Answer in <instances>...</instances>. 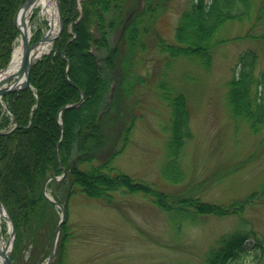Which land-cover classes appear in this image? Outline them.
Listing matches in <instances>:
<instances>
[{
  "label": "trees",
  "instance_id": "16d2710c",
  "mask_svg": "<svg viewBox=\"0 0 264 264\" xmlns=\"http://www.w3.org/2000/svg\"><path fill=\"white\" fill-rule=\"evenodd\" d=\"M23 1L0 0V68L7 64L17 38L13 17ZM165 1L144 0L142 6L128 9L127 0H81L79 10L77 0H60L62 15L67 16L62 33L52 49L32 65L30 86L1 98L0 201L15 227L10 254L14 264H20L18 259L25 247L37 244L43 226H47L46 234L51 240L58 210L44 196L42 186L50 175H60L62 168L67 170L65 176L47 185L59 202L79 190L91 197H108V192L124 188L153 196L158 206L172 214L240 216L252 198L264 197L263 183L248 199L229 204L188 195L170 199V194L151 184L115 171L114 157L127 144L132 127L129 125L135 116H125L123 101L133 99L144 81L136 72L138 50L143 47L144 35H158L154 22ZM249 5L250 0H189L174 27L175 40L167 42L158 37L157 47L170 57H187L208 69L214 47L226 40L217 39V32L229 21L240 20ZM40 36L38 30L32 41ZM256 65L254 51L241 52L236 62L237 74L229 80L225 96L232 118L246 124L250 132H259L264 125V70L257 72ZM80 91L84 101L77 108L61 112L60 127L59 110L78 101ZM161 97L170 108L167 162L162 172L175 181L182 149L193 133L183 94L162 92ZM109 132L113 136L110 142ZM247 223L241 220V227L235 232L217 239L207 254L208 264H238L249 254L245 242L250 237L256 241L255 248L264 252V242L256 237L253 228L246 227ZM65 229L62 225L51 264H63Z\"/></svg>",
  "mask_w": 264,
  "mask_h": 264
},
{
  "label": "rangeland",
  "instance_id": "374dc122",
  "mask_svg": "<svg viewBox=\"0 0 264 264\" xmlns=\"http://www.w3.org/2000/svg\"><path fill=\"white\" fill-rule=\"evenodd\" d=\"M143 1L127 0L126 6H142ZM188 1L166 0L154 22L158 35L142 37L136 72L144 81L133 99L123 101L125 116H135L129 125L128 142L114 157L113 167L170 194V199L188 195L229 204L248 199L264 183V125L259 132H250L246 124L232 118L225 97L229 80L237 74L241 52L254 51L256 71L264 70V0H250L240 20L229 21L217 32V39L226 40L214 47L208 69L187 57H170L157 47L158 37L167 42L175 40L174 27ZM30 20L32 35L47 30L48 22L37 10ZM162 92L183 94L193 133L182 149L175 181L162 172L167 162L170 116ZM110 134L109 142L113 139ZM108 193V197H91L79 190L67 198L63 264H208L211 247L218 238L241 227V220L247 221L246 227L253 228L264 242V197L248 201L240 216L188 217L161 208L153 196L141 191L119 188ZM1 226L6 241L4 221ZM46 232L47 226H43L37 244L25 247L20 264H43L51 244ZM255 242L253 237L246 240L249 254L238 264H264V252L255 248Z\"/></svg>",
  "mask_w": 264,
  "mask_h": 264
},
{
  "label": "water",
  "instance_id": "95a60500",
  "mask_svg": "<svg viewBox=\"0 0 264 264\" xmlns=\"http://www.w3.org/2000/svg\"><path fill=\"white\" fill-rule=\"evenodd\" d=\"M30 1L31 0H25L23 2V4L20 5V7L18 8V11L16 13V16L20 12V10H22L23 8H25L29 4ZM55 2H56V8L58 11V19H59V27H58V30H57L55 35L50 36L49 31L47 30L38 40L31 42V38L27 35V33L23 29L22 30L19 29V36L21 37V42H22L21 61H23V60L25 61L26 70L23 74V78H21V79L18 78L15 81L8 83L10 80V78H9L10 76H7L5 80H8V81L4 80L5 82H7L5 85H4L5 82L1 81V83H0V97L5 95L8 92L19 90L22 86L26 87L29 85V77H30V71H31L32 65L42 55V54L38 55V51H39L40 47H42L43 44H46L49 41L53 42L62 32L63 25H64V19L62 18V15H61L59 0H55ZM10 68H12V55H11L10 61L7 63V65L0 69V74L3 71L10 69ZM82 101H83V94H81V97L77 102L72 103V104H67L62 109L76 108L82 103ZM57 119H58V122L60 124V127H62V122L60 119V112L57 116ZM56 155H57V161L60 164L59 158H58V152H57V145H56ZM65 174H66V169H63V173L60 176L51 175L50 177H48L45 180V182L43 184V188H42L47 199L60 209V218H59V220L55 226V229H54V232L52 235L49 253H48L43 264H51L53 259H54L58 234H59L60 228H61V226H62V224L66 218L65 202L63 204H60L58 201H56L51 196H49L45 192L46 185H47L49 180L61 179ZM0 207H1V209L4 210V212H5L4 218L7 222V225H9L8 239L6 241V244L0 249V255L3 258V264H13L12 260L9 257V253H10V250H11L12 244H13V239H14V235H15V228H14L13 221L11 220L7 210L4 207H2L1 203H0Z\"/></svg>",
  "mask_w": 264,
  "mask_h": 264
},
{
  "label": "bare ground",
  "instance_id": "6f19581e",
  "mask_svg": "<svg viewBox=\"0 0 264 264\" xmlns=\"http://www.w3.org/2000/svg\"><path fill=\"white\" fill-rule=\"evenodd\" d=\"M36 10L38 11V13L40 15L45 16V18H46V20L48 22V28H47V30L49 31V35L50 36L55 35L56 32H57V30H58V27H59V19H58V11H57V8H56V5H55V0H31L29 2V4L25 8H23L22 10H20V12L18 13V15L16 16V13L18 11V9H17V11H16V13H15V15L13 17V23H14V26L16 27L17 31H18V35H17V39H16V41H15V43L13 45L14 48H12L13 49L12 54H10V58H11V55H12V68L3 71L0 74V83H1V81H4L7 76H10L9 77L10 80H9L8 83H10L12 81H15L18 78L19 79L23 78V74H24V72L26 70V66H25V61L24 60L21 61L22 42H21V37L19 36V29L20 30L23 29L27 33V35L29 37L32 36V29H31V22H30L31 20H30V18L32 16V14H35L36 13ZM61 15H62V12H61ZM62 18L64 19V23H65V21L67 19V16L66 17H63V15H62ZM63 28H64V25H63ZM31 42H34V41H31ZM52 46L53 45H52V43L50 41L47 42L46 44H43V46L40 47V49L38 51V55H41V54L46 53V52L48 53L52 49ZM10 58H9L8 62L10 61ZM66 60H67V66H66V70H67L69 68V61H68L67 58H66ZM5 81H8V80H5ZM6 83L7 82H5L4 85ZM28 86H30V77H29V85ZM23 88H25V87L22 86L19 90H21ZM19 90H16V91H19ZM81 94H83L82 91H80V97H81ZM3 96L0 97V100H1V98ZM83 101H84V95H83ZM73 103H75V102H73ZM68 104H72V103H68ZM66 105H64V106H66ZM62 108L59 110L60 116H61V112L64 110ZM70 109H73V108H70ZM59 112H58V114H59ZM60 119H61V117H60ZM48 133L51 134V129L50 128L48 129ZM61 137H63V129H62V135H61ZM57 152H58V144H57ZM47 185H48V183H47ZM47 185H46V188H47ZM42 188H43V186H42ZM56 201H58V200H56ZM0 203L2 204V207L5 208V206L3 205V203L1 201H0ZM59 203L60 204H63V202H59ZM55 208L57 210L59 209L57 206H55ZM4 214H5L4 210L1 209V207H0V249L6 244V241L8 239L7 238L6 241H5L4 238H3V233H2V226H1L2 225V221H4V223L6 225V228H7L6 230H8V228H9V225L6 224V220L4 218ZM0 264H3V258H2L1 255H0Z\"/></svg>",
  "mask_w": 264,
  "mask_h": 264
}]
</instances>
